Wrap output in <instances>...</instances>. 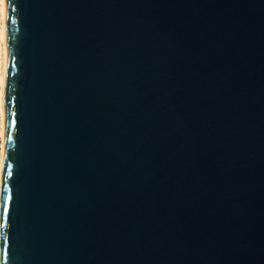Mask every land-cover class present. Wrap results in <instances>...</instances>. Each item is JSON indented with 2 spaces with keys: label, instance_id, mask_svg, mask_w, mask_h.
I'll use <instances>...</instances> for the list:
<instances>
[{
  "label": "water",
  "instance_id": "1",
  "mask_svg": "<svg viewBox=\"0 0 264 264\" xmlns=\"http://www.w3.org/2000/svg\"><path fill=\"white\" fill-rule=\"evenodd\" d=\"M0 264H264V0H6Z\"/></svg>",
  "mask_w": 264,
  "mask_h": 264
},
{
  "label": "bare ground",
  "instance_id": "2",
  "mask_svg": "<svg viewBox=\"0 0 264 264\" xmlns=\"http://www.w3.org/2000/svg\"><path fill=\"white\" fill-rule=\"evenodd\" d=\"M0 44L2 52V67L0 76V138L2 139L0 151V190H1V176L4 161L5 143V113H4V90L7 69V46H6V0H0Z\"/></svg>",
  "mask_w": 264,
  "mask_h": 264
},
{
  "label": "rangeland",
  "instance_id": "3",
  "mask_svg": "<svg viewBox=\"0 0 264 264\" xmlns=\"http://www.w3.org/2000/svg\"><path fill=\"white\" fill-rule=\"evenodd\" d=\"M2 59H3V56H2V52H1V44H0V69H1V67L3 66V65H2ZM0 76H1V70H0ZM1 144H2V139L0 138V151H1Z\"/></svg>",
  "mask_w": 264,
  "mask_h": 264
}]
</instances>
